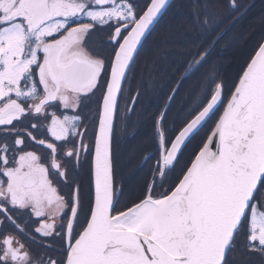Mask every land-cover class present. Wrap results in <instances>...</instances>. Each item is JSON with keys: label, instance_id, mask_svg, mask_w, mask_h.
<instances>
[{"label": "snow or ice", "instance_id": "6c2138e0", "mask_svg": "<svg viewBox=\"0 0 264 264\" xmlns=\"http://www.w3.org/2000/svg\"><path fill=\"white\" fill-rule=\"evenodd\" d=\"M220 4L197 6L206 42L190 53L152 118L155 151L143 157L149 178L125 198L114 127L139 100L137 92L120 116L139 49L169 0L142 7L0 0V264H233L238 251L264 256V39L229 81L213 55L251 4L226 0L223 20L214 10ZM193 81L198 86L170 124L172 104ZM98 93L90 150L80 110ZM89 155L92 194L82 198L79 167ZM55 240L59 259L34 254L32 244L51 250Z\"/></svg>", "mask_w": 264, "mask_h": 264}, {"label": "flooded vegetation", "instance_id": "af4514ba", "mask_svg": "<svg viewBox=\"0 0 264 264\" xmlns=\"http://www.w3.org/2000/svg\"><path fill=\"white\" fill-rule=\"evenodd\" d=\"M192 0V3L188 6L190 10L191 20H189V26L192 28V39H185L187 41H193L194 45L189 51L195 52L198 47L203 46L206 42V39H202V34L199 32V35L195 37L194 35V24L195 23V11L197 12L198 8L195 2ZM138 7H142L146 0H134ZM243 3L251 4V7L248 9L245 15H243L239 22L227 33L224 37V42L227 43V39H236V34L244 32L246 25L249 22L254 21L256 16L253 17L254 10L262 9L263 6L260 0H242ZM226 3V0H223L222 4ZM222 4L216 8L220 11L221 20L226 19L229 15L227 8L223 7ZM171 15V14H170ZM169 17L165 20L166 22L171 21ZM194 17V20H193ZM173 22V21H171ZM159 32V30H158ZM165 37L160 35L158 38ZM104 39V34H98L97 37L93 38L94 43L99 46ZM244 39V36H243ZM247 39H264V21L262 27L259 28L257 32H253L252 35L247 37ZM160 40V41H159ZM182 40V39H180ZM163 39H147V41L142 46L139 56L137 58L136 67L134 74L131 78L129 84V91L125 95V101L120 103V116L123 115V110L125 107V102L132 97H135L136 93L139 92V100L135 104V109L132 111L129 116L126 118V122H122L118 116L113 135V154L116 164V179L119 184L123 185L126 192L125 198H127L128 193L132 191H139L143 188L145 182L148 180L149 169L145 166L143 157L150 152H154V145L151 141L152 136V118L156 115L158 111L161 110L162 106L165 103L164 97L166 94V89L163 84V77L159 74L157 66L154 69H145L144 63L140 61V56L143 55H153L154 51H157L160 46L158 42H162ZM177 41L173 40V43ZM221 43V42H220ZM256 44L251 48L249 44L245 47L246 49H241L244 51V56L240 61L239 65L247 58L249 53L252 52V49L255 48ZM227 50L225 47H218L215 50L213 55L214 59L220 60L223 53L221 52ZM188 52V53H189ZM187 53V54H188ZM226 54L224 53L223 57ZM158 56L160 59L164 58L166 54L164 51L159 52ZM226 57V56H225ZM224 57V58H225ZM223 58V59H224ZM222 59V58H221ZM217 62V60H216ZM157 65V64H156ZM239 67V66H238ZM238 67L235 69L233 74L237 72ZM227 68H225L226 71ZM155 75V76H153ZM236 75V74H235ZM234 75V78H235ZM233 78V79H234ZM155 91L156 95L153 94L150 84ZM198 81H193L188 85L185 90V96L182 98L181 94L175 99V102L172 104L171 110V119L172 123L176 116L179 115L185 104L188 103L191 92L198 86ZM152 92V94H150ZM182 93V92H181ZM184 93V91H183ZM150 94V95H148ZM227 95V94H226ZM156 98V99H154ZM99 99V93L90 101H86L82 104L80 115L82 117L83 127L81 131L87 129L85 133V143L89 145L90 150L92 149V144L94 136L98 128V105L97 100ZM131 107V105H129ZM62 111V109L58 110ZM212 127L211 122L205 127L195 139L188 144L186 150L184 151V156L182 163H186L192 156L193 152L197 149L200 144V141L208 133L209 128ZM43 131V129H42ZM92 155H89L86 159L82 158L81 165L79 167V176L78 180L81 185L82 198L90 197L92 194V184H91V168H92ZM62 192L67 193V189L62 188ZM21 223L26 227L28 231H31L35 226L33 221L30 220L27 216L21 218ZM52 248L48 250L46 247H41L38 243L32 244V250L37 256H51L59 259L60 252V241L55 240L51 241ZM250 260V261H248ZM264 264V256H261L258 253H252L247 251H238L234 254L233 264Z\"/></svg>", "mask_w": 264, "mask_h": 264}, {"label": "trees", "instance_id": "16d2710c", "mask_svg": "<svg viewBox=\"0 0 264 264\" xmlns=\"http://www.w3.org/2000/svg\"><path fill=\"white\" fill-rule=\"evenodd\" d=\"M197 4L203 3L204 0H196L195 1ZM223 0H221V4H222ZM263 8L259 9V10H254L255 12L253 13V17L256 16L254 21H251L248 23V25H246V29H244V32L242 33H238L235 35L236 39H240L241 40V47L236 50L235 55H232V57H230L229 59V67H226V71H225V75L226 77L229 79L230 75L235 71V69L239 66L240 61L242 60L243 56H244V51L241 49H246L245 47L249 44V46L252 48L255 45V40L256 39H247V37H249L250 35H252L253 32H257L259 30L260 27H262L263 21H264V0H260ZM192 3V0H176L168 14L165 16V18L162 20V22L160 24H158V26L156 27V29L154 30V32L152 33L151 37H153V35H156L158 33L159 30V36L162 35H166L168 32H171L173 29L178 28V24L175 23V20L177 19L179 21V23H185V29L184 30H179L178 33L176 34V36L178 38H183V39H190L189 37L192 38L193 33L189 34L190 28L187 27V25L189 26V20H191V16H190V10H188V6ZM220 4V5H221ZM219 5V6H220ZM215 11H218V9H214ZM220 13V11H218ZM171 15H170V14ZM196 13V11H195ZM170 15V20L173 21H169L166 22V18L167 16ZM174 17V20H172L171 18ZM221 17V16H220ZM194 20V17H193ZM195 21V20H194ZM175 23V24H174ZM178 30V29H177ZM176 30V31H177ZM192 31V28H191ZM194 35L195 37H197L199 35V31L197 29V27L194 24ZM174 36V35H173ZM244 36V39H242ZM150 37V39H151ZM234 40V39H232ZM186 41V40H185ZM181 41H177L175 43H173L171 48V50L169 52L164 51V54H166V56H164V58L162 59H158L157 61V69L159 71L158 75H161L164 80L163 84L165 86L166 89V94L165 96H167V93H169V89L171 87H174L173 81L174 79H179V74H180V70L181 68L185 65L186 61L189 59V55L190 53H192L193 51L189 52L188 54L183 53L182 51H184L182 49V51H179L178 48H180L179 45H181ZM178 46V47H177ZM181 49V48H180ZM234 61V63H232ZM230 71V73H229ZM155 76V75H153ZM250 261V260H248ZM251 262V261H250ZM251 264V263H249Z\"/></svg>", "mask_w": 264, "mask_h": 264}, {"label": "rangeland", "instance_id": "374dc122", "mask_svg": "<svg viewBox=\"0 0 264 264\" xmlns=\"http://www.w3.org/2000/svg\"><path fill=\"white\" fill-rule=\"evenodd\" d=\"M168 17L169 16H167V18ZM171 19L174 20V17H172ZM175 23L178 24V28L173 29L171 32H168L166 35L164 34L163 36H165V37L158 38L159 37V32L156 35H153V37H151V39H163V41L162 42H158V46H160V48L157 51H154L153 55L149 54V55H145L144 57H143V55L140 56V61H142V63H144V68L145 69H154L156 67L157 61H158V59H160V56H158L159 52H161V51H167V52H169L171 50V48H173V47H170V46L173 45V40H175V41H181L182 42L181 45H179L181 49L178 48V50L179 51H182V49H183L184 51H182V52L185 53V54H187L192 49V47L194 45V42L193 41H187V40L185 41V39L178 38L176 36V34L178 33L179 30H184L185 29V23L184 22L183 23H181V22L179 23V21L177 19L175 20ZM187 27L190 28L189 34H191L192 33L191 26H188L187 25ZM189 38L192 39L191 37H189ZM180 39H182V40H180ZM261 40L262 39H256L255 40L256 46H257L258 42H260ZM225 46L228 49L225 50V51H223L224 49H221V52L223 53V55L225 53L226 54L225 55L226 57L224 56L225 57L224 58L223 55H222V57L220 56V58H219L220 60L213 58V60H215V61L217 60V62L219 64L223 65L224 68L229 67V65H230L228 63L229 62V59H230V57H232V55H235L236 50H238L241 47V40L240 39L239 40L238 39H234V40L227 39V43H226V42H224V39H223L221 41V43L218 45V47L221 48V47H225ZM256 46H255V48H256ZM255 48H253L252 51ZM251 53H249V54H251ZM232 63H234V61ZM229 73H230V71H229ZM235 74H236V72L234 74L232 73L230 75L229 81H232L233 80ZM190 83H189V85H190ZM153 84L154 83H151L150 84V88L152 89L153 94L156 95L157 92L155 91V88L152 87ZM186 87H185V90L187 89ZM185 90H184V93L183 92L181 93L182 98L185 96ZM152 92L150 94H152ZM150 94H148V95H150ZM226 94H228V90L227 89L225 91V95ZM167 95H168V93H167ZM154 99H156V98H154ZM170 124H171V122H170Z\"/></svg>", "mask_w": 264, "mask_h": 264}, {"label": "water", "instance_id": "95a60500", "mask_svg": "<svg viewBox=\"0 0 264 264\" xmlns=\"http://www.w3.org/2000/svg\"><path fill=\"white\" fill-rule=\"evenodd\" d=\"M174 1H175V0H169V5L171 6L172 3H173ZM170 6H169V7H170ZM169 7L167 8V10L169 9ZM167 10H166V11H167ZM166 11L164 12V14L166 13ZM164 14H163V15H164ZM163 15H162L161 17L158 18V21H157V23L153 26L151 32H152L153 29L156 27V25L158 24V22L160 21V19L163 17ZM146 39H147V38H146ZM146 39H145V40H146ZM145 40H144V41H145ZM144 41L142 42V44L144 43ZM141 46H142V45H141ZM139 50H140V49H139Z\"/></svg>", "mask_w": 264, "mask_h": 264}]
</instances>
